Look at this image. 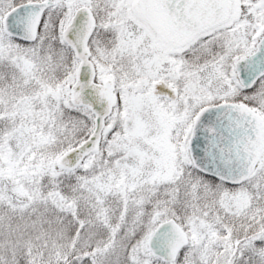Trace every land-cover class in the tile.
<instances>
[{
	"label": "snow or ice",
	"instance_id": "obj_1",
	"mask_svg": "<svg viewBox=\"0 0 264 264\" xmlns=\"http://www.w3.org/2000/svg\"><path fill=\"white\" fill-rule=\"evenodd\" d=\"M0 264H264V0H0Z\"/></svg>",
	"mask_w": 264,
	"mask_h": 264
}]
</instances>
